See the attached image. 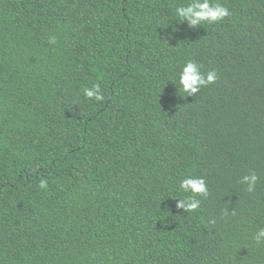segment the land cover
I'll return each instance as SVG.
<instances>
[{"label": "trees", "instance_id": "1", "mask_svg": "<svg viewBox=\"0 0 264 264\" xmlns=\"http://www.w3.org/2000/svg\"><path fill=\"white\" fill-rule=\"evenodd\" d=\"M184 2L0 0V264H264V0L196 28ZM190 58L218 80L182 97ZM188 174L210 190L191 213Z\"/></svg>", "mask_w": 264, "mask_h": 264}, {"label": "clouds", "instance_id": "2", "mask_svg": "<svg viewBox=\"0 0 264 264\" xmlns=\"http://www.w3.org/2000/svg\"><path fill=\"white\" fill-rule=\"evenodd\" d=\"M176 22L186 23L188 28H196L201 25H218L232 13L221 0H186L174 8ZM170 24V23H169ZM175 31V29L173 30ZM48 43L55 44V37H50ZM179 70L174 72L169 79L177 90L184 96H196L202 89L209 85L216 84L218 80V70H204V65L198 60L190 58L178 65ZM84 98L89 101L104 102L106 97L101 89L100 83H93L90 87L82 89ZM260 176L255 170H249L247 174L239 179V183L244 185V191L247 193H255L257 191ZM38 188L42 190L48 189L46 179H40ZM176 192L179 198L175 201V207L182 209L184 212H195L201 207V202L210 195L208 183L204 176L188 174L179 180ZM222 215L235 216V210H222ZM215 223V221H212ZM253 244H264V227H258L254 235L251 237Z\"/></svg>", "mask_w": 264, "mask_h": 264}]
</instances>
